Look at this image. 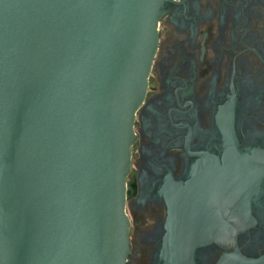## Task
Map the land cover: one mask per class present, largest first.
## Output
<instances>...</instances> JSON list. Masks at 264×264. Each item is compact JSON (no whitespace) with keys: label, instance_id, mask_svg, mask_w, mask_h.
<instances>
[{"label":"water","instance_id":"obj_1","mask_svg":"<svg viewBox=\"0 0 264 264\" xmlns=\"http://www.w3.org/2000/svg\"><path fill=\"white\" fill-rule=\"evenodd\" d=\"M166 1L0 0V264H128L130 146ZM177 217L169 264H189Z\"/></svg>","mask_w":264,"mask_h":264},{"label":"flooded vegetation","instance_id":"obj_2","mask_svg":"<svg viewBox=\"0 0 264 264\" xmlns=\"http://www.w3.org/2000/svg\"><path fill=\"white\" fill-rule=\"evenodd\" d=\"M136 110L128 264H264V0H167Z\"/></svg>","mask_w":264,"mask_h":264}]
</instances>
